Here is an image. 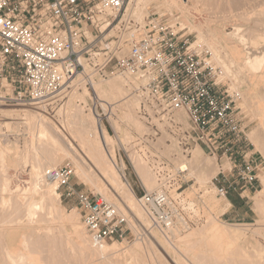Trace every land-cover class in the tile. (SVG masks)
Masks as SVG:
<instances>
[{"label": "built area", "instance_id": "2783aa9c", "mask_svg": "<svg viewBox=\"0 0 264 264\" xmlns=\"http://www.w3.org/2000/svg\"><path fill=\"white\" fill-rule=\"evenodd\" d=\"M125 2L0 0V106L48 107L75 78L88 74L133 76L137 115L146 127L133 150L158 185L141 197V205L153 227L186 232L203 222L200 207L184 196L194 181L195 149L215 162L211 184L219 199L229 192L248 198L264 161L250 143L239 95L210 52L179 40L161 16L136 23L124 15ZM73 172L65 165L46 177L76 200L92 245L133 236L125 212L71 188Z\"/></svg>", "mask_w": 264, "mask_h": 264}, {"label": "bare ground", "instance_id": "6f19581e", "mask_svg": "<svg viewBox=\"0 0 264 264\" xmlns=\"http://www.w3.org/2000/svg\"><path fill=\"white\" fill-rule=\"evenodd\" d=\"M126 1L127 7L124 11V13L126 12L124 15L135 20L141 12V4L149 0ZM161 2L167 9H183L182 5H185L186 0H161ZM263 14L264 13L261 15ZM190 29L195 30L198 34L197 38L199 43L201 42V46L203 43L208 48V51L211 53V58H214V61L222 66L221 68H223V71L229 78L235 81L238 80L236 69L233 70V68L246 70L249 75L252 74L254 76V79L258 80L259 78L260 80L263 78L264 75L258 76V74L264 73V52L259 50V53H255V50L253 53L256 55H254L252 52L247 51V49H257L259 44L257 42L258 40H256V42L248 41L246 39L247 37L245 38L242 33L240 34L239 28H235L234 32L231 34L219 33L220 30L218 31L216 28H211L209 31H203L200 27H191ZM205 32L208 34L207 38L203 35ZM228 38L230 41L226 40ZM259 39L263 41L262 47H264V38L260 37ZM199 43L196 41L192 46H197ZM95 78L97 79L98 77L93 75L90 76L89 74L87 77H77L71 82L66 91H62L55 96L52 99L53 101L50 100L49 103H53L55 98L61 99L60 97L62 95H65L68 99L65 104L67 110L66 116L64 117L65 119L59 123L54 120V118L47 116L46 104L41 106L30 105V107L16 109H6L0 106V117L2 121H7L3 123V126L9 131H13L16 134L18 133V135L22 131L29 134L31 138L28 141L24 140V143L32 152V155L28 156L27 151L24 150L19 152L15 145H12V150L10 146L3 147L0 145V234L10 241L17 242L4 244L1 247L0 264H42L43 261L41 262L36 254L35 244H30H37L41 240H43V242L44 240L52 242L53 247L57 248L56 256L60 258L64 257L65 262L69 256L67 253L75 251V248L78 249L80 253V259H84L82 255H85L84 257L85 259L87 258V264H187L186 260H189L188 262H195V264H205V261L209 264H237L236 260L239 261L238 264L240 262V264H253L252 262H248V260L242 261L239 259L235 260L234 258V261L233 258H227L230 256L234 257L229 254V249L232 244L227 238L225 228L222 227L223 225L221 226L219 224L220 221L218 222L216 217V214H223L228 209L229 203L226 201L227 196L222 199L223 203L220 205V202H217L209 195L207 189L204 190L203 196L201 197V204L206 213V222L202 228L198 230L191 229V233L190 230H188V235L185 234V236H182L183 233L188 231L182 232L180 229L176 228L168 232H162L151 225L148 214L141 205V197L145 193L157 191L158 185L146 163L143 162L142 158L133 150L135 144H132L135 138L142 136L143 133L141 132L143 129L131 118V114L123 98L119 96L120 93H117V90V92H115L105 84V82L99 80L100 78L94 80ZM109 81H117V83H119L117 84L119 88L132 101L134 109H138V99L136 95L133 96V94H131V90L134 91L135 87L138 85L133 76L127 74ZM85 83H88V85L92 87L103 110L108 111L107 113L109 114L117 109V111H119V118H121L123 122L125 121L127 128L137 132V135L133 137L131 142V151H133V154L130 155V165L134 170L136 179L138 181L140 180L146 188L153 190L152 192H147L142 188L143 194L138 199L140 206L137 203L132 188L127 182L125 176L126 168L125 165H123V161L121 160L119 163V166L122 163L123 166L121 167L116 163L114 141L111 136L107 135L100 125V122H95L90 115L84 117L75 112V100L78 98L81 99L82 95H87L84 88ZM76 85L79 86L75 87ZM78 88L83 90L82 95L78 93ZM259 88L258 90L255 89L256 91L253 90L254 92L251 91L249 96L251 95V97L256 100L257 116L259 117L257 119L261 122L264 130V86ZM240 107H243V104H240ZM111 114L108 115L109 120L112 122L114 128L118 132L120 131L121 134L117 138L118 145L120 148H124L126 142H128V135L121 131L119 126L111 120ZM71 125H78L79 130L73 133ZM71 136L77 139L78 143H75L76 145L73 144L75 141ZM253 143L256 147V151L260 152L264 158V141L260 144L253 140ZM194 151V155L192 153L194 157L192 156V158L195 159L196 167L193 165V168H195V170H193L190 162V175L201 185H205L208 182L211 183V179L217 173L216 166L215 169L213 168V170L205 172L204 170L206 169H202L201 164H199L202 152L198 148ZM53 154H55L56 157L54 159H57V156L71 157L75 162L79 179L84 183L91 184L94 191L99 193V195L93 193L85 194L101 197L119 211L125 212L130 218L129 223L134 232H136L138 226L144 227L142 229H146V231H149L151 227L152 229L158 230L159 232L151 230L150 233H148L151 235L155 244L150 240H143L140 238L141 242H136L127 248L125 247V249H121V244L118 245L117 241L113 244L103 245L102 247L93 246L85 226L82 223V214L76 200L71 198L75 201V209H77V214L81 223L77 221L74 213L66 214L62 210L57 202V198L59 197L56 192L58 186L57 182L46 177V173H48L50 168L57 162V160H53L51 156ZM19 161L22 162L24 167L28 165L30 168L29 176L31 179V186L28 189L16 187L14 191H12L10 187L11 176L9 170L12 169L14 172L17 171ZM60 167L62 166H58L54 169ZM74 174L73 172L72 178ZM261 179L263 189L257 191L253 199L262 216L261 219L264 220V203H261L263 201H259L258 198L259 196H264V174L261 176ZM212 187L215 189L214 185H212ZM71 188L73 189V187ZM187 190L193 191V186H190ZM249 194L250 193H247V195ZM62 196L65 197V193L60 195V197ZM224 205L227 206L226 209ZM133 221L136 223V225H134L135 227L133 226ZM43 223L57 224L60 230H58L59 234L63 232L66 233V227L70 228L72 233L71 235L67 234L68 238L65 240L66 243L63 244L65 245V249L61 247V241H63L62 235L55 236L50 234L52 232L51 227H42ZM238 227L240 226H235V228ZM24 229L41 232V235L38 238L36 237L38 240H34V238L31 239L29 238L31 235L28 236L29 233L25 232ZM85 232L89 241L86 239ZM160 232L163 237L173 236L174 239H177L175 244L167 242V240L161 236ZM70 238V242L72 243L68 242ZM43 251L46 252L44 249ZM46 256L48 257V255H45V257ZM51 257L54 258V255ZM64 258H61L59 261L58 258L57 261L56 259L54 261L57 264H62L61 260L64 261ZM67 261H69V259ZM83 263L84 262L81 260V264Z\"/></svg>", "mask_w": 264, "mask_h": 264}, {"label": "rangeland", "instance_id": "374dc122", "mask_svg": "<svg viewBox=\"0 0 264 264\" xmlns=\"http://www.w3.org/2000/svg\"><path fill=\"white\" fill-rule=\"evenodd\" d=\"M150 1V2H149ZM148 2H143L140 6L141 12L137 16V19L135 18V22L139 23L140 25H143L144 19L147 16H150L148 20L151 18H156V17H162V22H164L166 25H168L170 28H172L173 32H178V35L176 37H179V40H187L189 44H193L196 41L199 40L197 38V33L195 30L190 29L191 27H200L203 29V31L211 30V28H216L219 33L222 34H231L234 32L235 28L240 29V34L245 36V38L252 42L258 40V48L251 50L247 49L249 52H254L259 53L264 52V47L263 41L260 40V37L264 38V0H186L185 5L183 6V9H167L161 2V0H149ZM146 3V4H145ZM250 3V4H249ZM261 3V4H260ZM144 5V6H142ZM127 7V1L124 5V11L126 10ZM143 7V8H142ZM263 9H262V8ZM262 13H261V10ZM171 10V11H170ZM174 11V12H173ZM126 13V12H125ZM238 13V14H237ZM129 15V14H128ZM130 16V15H129ZM262 17V18H261ZM159 18H157L156 21H158ZM261 25V28H260ZM189 27V28H188ZM257 27V28H256ZM184 28V29H183ZM182 30V31H181ZM260 30V31H259ZM224 31V32H223ZM205 38L208 37V34L206 32L203 34ZM250 38V39H249ZM253 38V39H252ZM258 38V39H257ZM227 41H230V39H226ZM262 41V42H261ZM261 43V44H260ZM201 47L202 49L208 51V48L201 42L197 45ZM246 50V49H245ZM260 50V51H259ZM263 50V51H262ZM253 53L254 55H256ZM211 54V53H210ZM213 60L212 63L215 64L214 66H217L223 71L222 66L219 65L218 62L214 61V58H211ZM236 69V75L238 80L234 81L227 76V74L223 71V73L227 76L228 80L231 82V89L235 92L238 93L239 95V101H238V107L241 110L242 117L244 118V123L247 126V133L248 137L250 140V143H252L255 152L262 158L264 161V158L262 154L258 151H256V147L254 146L253 140L255 142H258L261 144V142L264 141V130L261 125V122L259 121V118L257 116V110H256V100L249 96L251 94V91H256L260 89L259 87L262 88L264 86V76L262 79L258 80L254 79V76L252 74L249 75V73L245 70H238L237 68H233V70ZM264 75V73L258 74V76ZM252 76V77H251ZM119 77V75L115 76H110L106 79H99L105 82L110 88H112L115 92L120 93L119 96L123 98V101L125 102L130 114L131 118L136 122V124L140 125L142 127V132L141 133H146V127L144 123L138 118L137 115V109H134V105L132 101L129 99V97L119 88V86L116 82H112L109 80H112L114 78ZM98 79V78H97ZM96 78L94 80H97ZM257 81V82H256ZM263 81V82H262ZM80 84V83H78ZM262 84V85H261ZM79 85H76L77 87ZM255 86V87H254ZM73 87V88H75ZM72 88V89H73ZM84 88L87 92V95H82L83 90L81 88H78V93L82 95L81 99H76L74 102V109L75 112L78 115L86 117L87 115H90L91 118L95 122H100V125L104 129L107 135L111 136V138L114 141V149L116 153V163L119 166L120 161H123V165H125V176L127 179V182L129 183L130 187L132 188L134 195L136 197L137 203L139 205L138 199L140 196L143 194L142 193V188H144L147 192H152L153 190L150 188H146L140 180L138 181L135 177L134 170L132 169L130 165V155L133 154V151H131V142L133 140V137L137 135V132L134 130H129L125 124V121L121 118H119V111L117 109L114 110V112L107 113L108 111L103 110L101 103L99 100L96 98L93 89L91 86L88 85V83L84 84ZM253 88V89H251ZM256 89V90H255ZM69 90V89H68ZM117 90V91H116ZM70 91V90H69ZM253 91V92H254ZM131 94L133 96L135 95L134 91L131 90ZM61 99H56L53 103H50V105L47 107L46 112L47 116L50 118H54L58 123L62 122L66 116V108L65 104L67 102V98L65 95H62L60 97ZM254 103V104H253ZM240 104H243V107H240ZM24 107H30L28 105H19V106H10V107H4L2 106L1 108H6V109H16V108H24ZM63 108H64V113H63ZM256 110V111H254ZM111 114V120L115 122L121 131H123L126 135H128L126 144L124 148H120L118 145L117 138L121 135L120 131L118 132L112 122L109 120V116ZM256 114V115H255ZM7 122L5 120L2 121V118L0 117V145L3 147H9L11 150L13 149V146L15 145L17 147V150L19 152L22 151H27L28 156L32 155L31 150L29 149L28 146L25 145L24 140L28 141L31 137L29 134L26 132H21L19 135L18 133L16 134L13 131L7 130L4 126L3 123ZM73 133L77 132L79 130L78 125H71ZM263 131V132H262ZM71 138L75 141L73 142L74 145L75 143H78L77 139L72 137ZM263 140V141H262ZM16 143V144H15ZM3 144V145H2ZM6 144V145H5ZM263 144V143H262ZM8 145V146H7ZM13 145V146H12ZM26 146V148H25ZM28 149V150H26ZM195 152V151H194ZM194 155V153H193ZM192 155V156H193ZM53 157V160H57V162L54 164L50 170L58 167V166H65L69 165L73 167L74 169V177L71 179L69 182V185L73 187V189L76 192L80 193H93L99 195V193H96L89 183H84L81 181L77 175V169L75 166V162L71 159V157L68 156H57V159L55 157V154L51 155ZM136 156V155H135ZM194 157V156H193ZM31 160V157H30ZM52 161V159H51ZM199 164H201L202 169L205 172H209L215 169V162L213 159L205 156L204 154L201 153L200 159H199ZM122 163L120 164L119 167L123 166ZM191 165L193 168L195 166V159H191ZM18 170L13 171L12 169L9 170V174L11 176V181H10V187L12 188V191L16 187H19L21 189H28L31 186V179L29 176L30 168L28 165L26 167L23 166L22 162L19 161L18 164ZM49 170V171H50ZM195 170V168H193ZM150 171V170H149ZM262 173V174H261ZM259 175L258 178V183L255 186V191H252L249 195L248 198L240 199V197L236 194L235 197L231 198L230 200L233 202L232 208L228 210L224 215L218 213L216 214V217L218 219L219 224L225 228L227 232V238L231 242V248L229 249V254L233 255L234 257H227L228 259L230 258H235L239 260H244L248 262H252L253 264H264V220L261 219L262 216L260 215V212L258 211L255 200L253 199L254 195L257 193V191H260L263 189V183L261 176L264 174V164H263V170ZM14 175V176H13ZM58 185V183H57ZM193 186V191L192 190H186L184 191V196L185 198L191 202L195 203L200 207L201 210V215L203 218V222L201 225L192 228V230H198L202 228V226L206 222V213L202 207L201 204V197L203 196L204 190H208L209 195L214 198L217 202H220L219 204L221 205L223 203L222 199H219L216 196V190L212 187V184L210 182L206 183L205 185H201L196 182L195 178L193 183L189 184V187ZM65 187H60L58 189L57 186V202L59 206L62 208V210L66 214H71L74 213L76 216V219L78 222L81 223L80 218L78 217V212L75 205V201L72 199L65 198L64 196L60 197V195L64 193ZM101 195V194H100ZM103 197V196H102ZM259 201H263L261 203H264V196H259ZM70 201L74 202V204L70 203ZM140 206V205H139ZM225 209L227 206H225ZM133 226L136 225V223L133 221ZM135 223V224H134ZM138 224V223H137ZM139 225V224H138ZM239 225L240 227L235 228V226ZM42 227H51L52 232L50 234L52 235H62L63 241H61V247L64 248L65 245H63L65 240H67V234L71 235V230L69 227H66V233L63 232L59 234V228L57 224H51V223H43ZM135 227V226H134ZM140 230H139V229ZM136 228V232L132 230V235H128L126 241L124 243H118L121 244L120 248L125 249V247H129L132 244L136 242H141V239H146L150 241H154L151 237L150 231L154 230L155 232H159L156 229H149V231L146 229H142L144 227H139ZM28 230V231H27ZM59 230V231H58ZM139 230V231H137ZM25 232L29 233L28 236L29 238L34 240H38L37 238L41 235V232L38 231H32L31 229H24ZM85 231V230H84ZM141 231V232H140ZM161 233V232H160ZM189 231L186 233H183L182 236L188 235ZM191 233V229H190ZM43 234V233H42ZM86 236V239L88 240V237L86 235V232L84 233ZM136 234V235H135ZM139 234V235H138ZM161 236L163 237L162 233ZM37 237V238H36ZM71 237V236H70ZM138 237V238H137ZM141 238V239H140ZM167 242L170 244H175L177 239H174L173 236H167L163 237ZM182 238V237H181ZM70 240L68 241L69 243ZM89 241V240H88ZM116 242V241H115ZM8 243H17L16 241H10L6 239L2 234H0V249L4 244ZM48 243V244H47ZM114 243V242H113ZM111 243V244H113ZM154 243V242H153ZM30 244H35V251L36 254L38 255L39 259L41 262L43 261L42 264L48 263V264H57L54 260L58 259V261L61 258L64 257H59L56 256L57 253V248L53 247L52 242L50 241H45L41 240L40 242L36 243H30ZM41 244V245H40ZM155 244V243H154ZM38 245V246H37ZM43 245V246H42ZM47 245V246H46ZM50 245V247H49ZM42 246V247H41ZM52 247V248H51ZM124 247V248H123ZM41 248V249H40ZM49 248V249H48ZM43 249L46 251L44 252ZM48 249V250H46ZM65 249V248H64ZM42 250V251H41ZM73 252H66L67 255L69 254L68 258L66 256V262L65 258L63 259L64 261L61 260L62 264H81V260L84 262L83 264H87V258L85 259V255H82L84 259H80V253L78 249H75ZM53 252V253H52ZM44 253V254H43ZM48 253V254H47ZM52 253V254H50ZM73 253V254H72ZM41 254V255H40ZM76 254V255H75ZM45 255H48V257ZM54 255V258L51 257ZM43 256V257H42ZM58 257V258H57ZM79 258V260H78ZM226 258V259H227ZM45 259V261H44ZM49 259V260H48ZM69 259V261H67ZM52 260V263H51ZM71 260V261H70ZM78 260V261H77ZM234 260V261H235ZM47 261V262H46ZM50 263H49V262ZM189 260H186L187 264H195V262H188ZM238 264V260H236ZM235 262V263H236ZM241 263V262H240ZM239 263V264H240ZM205 264H209L207 261H205Z\"/></svg>", "mask_w": 264, "mask_h": 264}, {"label": "crops", "instance_id": "0c3cea01", "mask_svg": "<svg viewBox=\"0 0 264 264\" xmlns=\"http://www.w3.org/2000/svg\"><path fill=\"white\" fill-rule=\"evenodd\" d=\"M235 193H233V192H229L228 193V195H227V197H226V201L229 203V207H228V209L225 211V213L226 212H228V210H230L231 208H232V205H233V202L230 200L232 197L234 198L235 197ZM70 203L72 204H74V202H72V201H70ZM225 213H223L222 215H224Z\"/></svg>", "mask_w": 264, "mask_h": 264}]
</instances>
